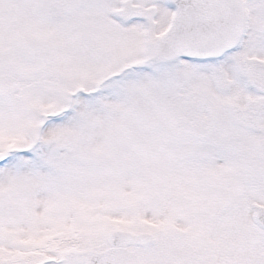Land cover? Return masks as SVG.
<instances>
[{"label": "snow or ice", "instance_id": "1", "mask_svg": "<svg viewBox=\"0 0 264 264\" xmlns=\"http://www.w3.org/2000/svg\"><path fill=\"white\" fill-rule=\"evenodd\" d=\"M0 264H264V0H0Z\"/></svg>", "mask_w": 264, "mask_h": 264}]
</instances>
